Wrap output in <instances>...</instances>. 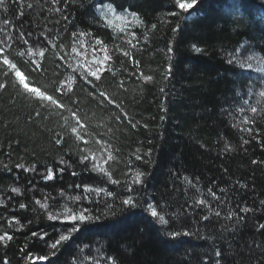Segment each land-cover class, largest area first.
<instances>
[{"label":"trees","instance_id":"trees-1","mask_svg":"<svg viewBox=\"0 0 264 264\" xmlns=\"http://www.w3.org/2000/svg\"><path fill=\"white\" fill-rule=\"evenodd\" d=\"M115 3L125 10L111 11L109 0H68L67 4L5 0L0 5V18L12 21L9 27L15 26L16 36L21 28L34 36L48 28L52 35L59 34L60 43L69 51L73 24L103 37L108 51L97 58L108 55L111 70L105 71L96 92L104 90L114 99L113 105L100 106L82 81L74 85L70 99L65 94L66 108L87 118L90 135L85 136V145L71 129L75 126L71 111L41 107L14 79L5 81L0 74V83L8 85L0 89V235L13 236L7 246L0 242V264L5 258L9 264H204L208 255L212 264L217 259L220 264H264V229L258 230L264 223V205L260 204L264 200V101L249 99L258 86L255 81H260L240 62L247 52L264 61V18L257 19V12L264 16V0H239L240 15L231 10L232 0H200L187 20L183 14H172L175 0ZM97 5L100 9L95 13ZM129 6L136 16L127 11ZM247 6L254 8L256 17ZM56 7L64 9L63 13L55 11ZM174 28L182 31L174 32ZM84 39L87 44L91 37ZM58 53L59 45L48 50L40 72L18 56L16 62L26 75L31 73L32 86L38 82L53 94L64 80ZM144 76L152 79L145 81ZM16 77L27 87L20 72ZM30 91L41 94L38 89ZM245 99L262 111L251 113ZM77 100L73 107L72 101ZM245 117L255 123L244 124ZM57 138H62L59 145ZM101 154L107 160L106 164L100 161L104 173L80 163L83 155ZM62 160L67 164H61ZM18 164L29 169L35 166V171L25 172ZM48 168L55 170L54 178L46 181ZM141 171L142 181L135 184V175ZM130 183L133 197L152 203L168 225L151 217L147 204L143 210L124 208L122 200ZM85 186L104 188L98 207L107 215L102 226L87 225L73 233L72 222L64 220L65 209L79 207L71 197L82 194ZM14 188L19 192H13ZM209 188L226 201L219 209L220 217L203 206L195 211L189 207L205 199L215 209L218 201H212ZM221 188L226 191L221 193ZM104 201L113 205L112 210L104 207ZM21 203L26 208L21 209ZM245 206L251 211L240 212ZM229 210L237 213L231 221L224 219ZM49 211L60 213L59 219L48 220ZM205 215L207 221L202 219ZM238 217L243 220L237 222ZM225 227L230 230L222 231ZM165 230H188L193 235L171 240ZM61 235L70 239L51 248ZM217 249L219 258L215 257ZM42 256L46 259L40 263Z\"/></svg>","mask_w":264,"mask_h":264},{"label":"snow or ice","instance_id":"snow-or-ice-1","mask_svg":"<svg viewBox=\"0 0 264 264\" xmlns=\"http://www.w3.org/2000/svg\"><path fill=\"white\" fill-rule=\"evenodd\" d=\"M68 3V0H53L54 4L59 3ZM5 0H0V5H4ZM110 3V10L115 11L117 8H119L120 11H124L125 9L123 6H118L115 3V0H109ZM200 0H175V3L173 5L174 12L172 14H183V18L185 20L188 19L189 16L193 14L198 9ZM232 11L235 14H242L240 12V6H239V0H232ZM33 6L31 4L28 5V8L31 9ZM51 10V9H50ZM57 12L63 13L64 9H61L59 7H56L54 9ZM5 11L7 9L5 8ZM127 11L131 12L133 16H136L137 13L129 6ZM20 17L24 16V12L21 11L19 13ZM2 20V25H0V74L3 75L5 81L9 79H14L16 84L19 88L23 90V92L28 96H33L36 101H38L41 105V107H47L49 105L55 106L57 109H65L67 111H71L72 119L73 116L75 119V126H71V129H75V138L77 141H81L85 145L88 143V140L85 139V136H89L90 133L88 132V123L87 118L81 119V117L78 114V111H72L71 109H67L63 100L65 98V94H67V98L70 99L72 95H74V85L82 81L85 86H88L89 89L92 91L96 99L100 101V106H103L105 103L109 105L114 104L113 97L106 93L104 90H100L99 92H96V89L99 87V82L102 80V77L105 73V71H110L111 69L107 67L110 57L108 55H104L102 58H97L99 56L100 52H107V46L106 42L103 39V37L99 35H95L91 30L89 31H82L75 28V25L73 24L72 27L74 29L72 33V40L73 43L71 45L70 51L68 50V47L66 45H63L60 43V36L57 33L56 35L51 34V30L48 28H45L44 31L40 32L38 35H33L31 31L25 32L23 28L20 29L19 35L16 36L14 33L16 31L15 26L9 27L12 25V21L6 18H0ZM64 20L67 21L68 17L64 16ZM156 25H153V28H155ZM174 32H180L182 29L174 28ZM84 37H91V39L85 43ZM22 41V44L20 43ZM13 45H16L15 48H13ZM59 45V53L57 54V59L59 61H62V67L64 68V80L59 83L58 87H55L53 90V94H48L47 89H43L42 86L38 85V82L36 83V86H32L30 81L28 80V76L31 75L29 72L27 75L25 74V71L21 70V67L18 66V63L16 62V57L23 59L29 67H33V69L37 72L42 71L43 68V61L46 59V54L48 50L51 48L53 50H56ZM83 48V51L81 50ZM169 52H172V47L168 48ZM195 51L197 53L201 52V49L199 47H195ZM29 52H32V55H29ZM37 57L39 59H37ZM255 57L254 56H248L247 61H252ZM231 63V61H229ZM247 67L248 69L252 68L251 63H245V65H242V67ZM20 72L23 76L24 85L27 87H24L20 84L19 80L16 77V73ZM169 72H171V68H169ZM141 75H143L141 73ZM143 79L145 81L151 80V76H144ZM8 87L7 83H0V89H6ZM30 89H38L41 93L40 95H36L34 92L30 91ZM164 89L161 88V92H163ZM59 94V96H56V94ZM259 95L261 97H264V91H260ZM79 101H72L73 107H75ZM244 104L248 105L250 107V111L253 114H256L262 109L251 106L249 100L245 99ZM116 107H119V105H115ZM240 111L243 113L245 109L241 107ZM40 113H37V116H39ZM124 117L127 118V113H124ZM120 117L118 116L117 119ZM163 119V117H161ZM244 124L249 123H255L254 120H250L248 117H245L243 120ZM69 126V121L67 118H65V128ZM248 132H251V128L245 129ZM72 132V131H71ZM77 136L79 139H77ZM55 143L57 145L62 143V138H57ZM245 144L248 143V140L244 141ZM83 152L84 149H81ZM150 154V153H149ZM111 153H108L107 159H111ZM136 159H141L140 156H136ZM100 161H104V163H107V160L105 159L104 155L101 154L100 156H88L83 155L80 159V163L85 165V168L87 169L88 165L91 164V171L95 172H101L104 173V167L100 163ZM253 164H256L257 161L253 160ZM61 164H67V161L62 160ZM70 166V165H69ZM17 168H22L23 171H35V166H33L32 169L25 168L22 164H18ZM54 169L48 168L47 173L44 176V179L52 180L54 178ZM61 173H63L64 168L61 167L59 169ZM73 175H76L77 173L73 172ZM106 174V173H105ZM144 176V172H137L134 178L135 184H140L142 181V177ZM185 180H188V177H184ZM113 183H117L116 181H112ZM77 188L80 187V185L76 186ZM241 188L246 187L244 184H240ZM13 192H19L18 188L12 189ZM104 188H97V187H88L85 186L83 188V193L80 195H75L71 197V202L75 205L78 204L79 207L77 208H66L65 209V215L64 220L65 221H71L73 224V227L71 228V232L75 233L78 232L81 228H84L87 225L92 226H102L104 217L107 215V212H100L99 211V205L101 204V194L104 192ZM134 189L132 187V184L130 183L128 185V195L122 200V205L125 209H136L138 206L143 210V204H147V208L150 211V216L153 218H158L160 225H168L169 221L165 218L164 215H158V212L156 208L153 207L152 203H150L148 200H143L141 202L139 199L134 198L132 193ZM226 190L224 188L220 189L221 193H224ZM93 193L95 194V199L93 197ZM208 194L211 196L212 201H218L216 208H212V203L210 201H207L205 199H198L194 202L193 205H189L190 208L195 211V209L198 206H203L209 210V212H213L215 216L220 217L221 211L219 210L222 208L226 201L223 200L220 196L217 195L216 192H214L211 188L208 190ZM63 195V193H62ZM109 197H111L113 194L111 191L107 193ZM89 202L93 203L97 207H87L84 206L83 202ZM37 204L40 203L39 200L36 201ZM261 205H264V200L260 201ZM44 208H48L47 204L41 205ZM21 209L26 208V205L24 203H21L19 205ZM104 207L108 210H112L113 205L108 203L107 201H104ZM251 211L248 207H241L240 212L247 213ZM60 213H53L52 211L48 212V220L50 221H56L60 217ZM234 216H237V213L235 211L229 210L227 215L224 217L225 220L231 221ZM203 220L207 221L209 219L208 215H205L202 217ZM243 220V217H238V221ZM118 222V221H114ZM264 229V223L259 224L258 230ZM230 229L225 227L222 231L227 232ZM234 230V229H232ZM166 231V236L168 239L176 240L177 238L181 236H190L193 235L192 232L188 230H184L181 232L180 230H174V231ZM33 236H37L36 232L32 233ZM44 235H47L45 233ZM202 239H211L214 240V237H200ZM13 236L5 233L4 235H0V242H3L5 246L8 245L10 241H12ZM43 239V236L41 237ZM70 237L66 235H61L58 240L55 241V243L51 244V248L56 249L58 245H60L63 241L69 240ZM221 239H224L223 236H221ZM24 249H21V252H23ZM221 256V252L219 249L215 251V257L219 258ZM41 260L46 259L45 257H40ZM3 264H9V260L7 258L4 259ZM204 264H212V257L211 255H208L205 257ZM216 264H220V260H216Z\"/></svg>","mask_w":264,"mask_h":264},{"label":"bare ground","instance_id":"bare-ground-1","mask_svg":"<svg viewBox=\"0 0 264 264\" xmlns=\"http://www.w3.org/2000/svg\"><path fill=\"white\" fill-rule=\"evenodd\" d=\"M97 6L95 8V13H97L98 10L100 9V6L99 5H97ZM247 7H246L247 11L251 12L255 17L258 15L257 19L259 17V18H261L263 20L264 16L262 14L257 12V15H256V14H254V8L253 7H248V8ZM97 8H99V9H97ZM103 18H105V17H103ZM242 54H243V56H241V60H240L241 65H245L246 62L252 64V68L250 70L253 71L256 75L259 76V81L260 82H258L259 83L258 86L260 85L259 88L262 87L263 88L262 91H264V61H263V59L260 56L256 57L252 52H247L246 54L245 53H242ZM248 56H254L255 58L252 61H247V57ZM245 68H247V67L245 66ZM259 88H256V89L261 90ZM259 93H260V91L255 90V88H254V90L252 89L251 92H250L249 99H255V100H258V101H262L263 100L264 101V97H261L259 95ZM40 263H43V260H40Z\"/></svg>","mask_w":264,"mask_h":264},{"label":"rangeland","instance_id":"rangeland-1","mask_svg":"<svg viewBox=\"0 0 264 264\" xmlns=\"http://www.w3.org/2000/svg\"><path fill=\"white\" fill-rule=\"evenodd\" d=\"M252 75L255 77L254 79H259V76L256 75L254 72H253ZM255 84H256V86H257V84H259L258 81H255ZM259 86H260V85H259ZM259 86H257V88H259ZM259 89H261V90H258V89L255 88V90H257V91H262V90H263L262 87H260ZM250 90H251V89H250Z\"/></svg>","mask_w":264,"mask_h":264}]
</instances>
